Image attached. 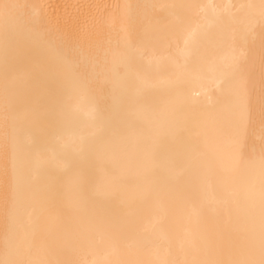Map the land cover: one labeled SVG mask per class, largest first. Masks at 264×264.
I'll return each instance as SVG.
<instances>
[{"label":"bare ground","instance_id":"1","mask_svg":"<svg viewBox=\"0 0 264 264\" xmlns=\"http://www.w3.org/2000/svg\"><path fill=\"white\" fill-rule=\"evenodd\" d=\"M3 4L0 260L259 264L264 0Z\"/></svg>","mask_w":264,"mask_h":264},{"label":"snow or ice","instance_id":"2","mask_svg":"<svg viewBox=\"0 0 264 264\" xmlns=\"http://www.w3.org/2000/svg\"><path fill=\"white\" fill-rule=\"evenodd\" d=\"M19 7L18 5L3 4L0 5V8L3 9L5 18L9 16V10ZM7 44V38L5 37V45ZM0 264H23V262L10 261V260H0ZM259 264H264V251H262V258L259 261Z\"/></svg>","mask_w":264,"mask_h":264}]
</instances>
